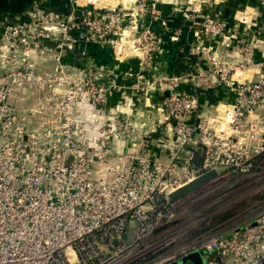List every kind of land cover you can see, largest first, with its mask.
<instances>
[{
	"label": "built area",
	"instance_id": "2783aa9c",
	"mask_svg": "<svg viewBox=\"0 0 264 264\" xmlns=\"http://www.w3.org/2000/svg\"><path fill=\"white\" fill-rule=\"evenodd\" d=\"M134 9L157 18L153 1L137 0ZM34 11L19 25L0 20V264H167L194 249L203 252L205 264H264V208L251 222L209 231L191 248L148 262L156 250L149 237L177 218L186 195L218 177L264 174V61L257 78L237 80L231 77L234 70L229 73L209 57L215 80L233 100L196 113L197 98L174 90L178 77H158L169 90L161 111L176 145L164 164L153 157L147 138L137 140L127 118L105 109L110 90L100 74L60 62L81 39L115 46L124 9L68 17L35 4ZM248 18L242 14L239 20ZM224 27L221 20L200 23L210 37ZM42 39L54 42L53 73H36L30 60L31 46ZM157 43L142 22L129 47L149 63ZM249 56L245 50L239 70ZM17 92L31 93V103L19 107ZM83 101L95 109V135L81 118ZM114 138L127 140L128 148L113 152ZM196 149L203 160L191 167ZM212 168L217 175L178 199L169 198Z\"/></svg>",
	"mask_w": 264,
	"mask_h": 264
},
{
	"label": "crops",
	"instance_id": "0c3cea01",
	"mask_svg": "<svg viewBox=\"0 0 264 264\" xmlns=\"http://www.w3.org/2000/svg\"><path fill=\"white\" fill-rule=\"evenodd\" d=\"M36 1L39 6L65 16L80 15L85 7L105 11L119 6L118 1H113L115 5L104 3L106 6L96 9L94 1L85 6L80 0H0V20L9 25L30 21ZM148 1L154 3L156 19L151 17L150 11L139 12L133 3L126 5L129 2L125 1L127 3L120 5L125 15L115 46L110 43L96 45L88 39H81L73 51L61 55L60 62L71 70L89 68L100 74L101 84L110 90L105 109H110L112 115L127 118L134 126L137 140L147 138L153 157L166 164L176 145L161 111V100L169 90L163 82L157 81L158 77H178L174 90L197 98L198 108L194 113L212 110L219 103L232 101L233 94L215 80L209 57L214 58L216 66L230 70L229 73L234 70L235 73L231 74L233 79L258 77L264 61V0ZM242 14L249 16L247 23L239 20ZM204 19L224 21L223 32L214 37L202 33L200 23ZM142 22L148 24L158 38L149 63L141 51L129 47ZM3 41L0 32V45ZM245 50H250V60L244 69L239 70L237 64L244 60ZM56 53L51 39L38 40L33 44L29 56L36 73H53ZM31 100V93L15 94V103L19 107L31 103ZM80 110L89 134L95 135L98 124L95 109L83 101ZM145 135L148 136L144 138ZM112 142V151L118 153L124 152L129 145L121 138H114ZM202 160V152L196 151L190 166L198 167ZM253 215L237 223L228 221L225 231L251 222Z\"/></svg>",
	"mask_w": 264,
	"mask_h": 264
},
{
	"label": "rangeland",
	"instance_id": "374dc122",
	"mask_svg": "<svg viewBox=\"0 0 264 264\" xmlns=\"http://www.w3.org/2000/svg\"><path fill=\"white\" fill-rule=\"evenodd\" d=\"M80 1L85 6L94 1L96 9L106 4L115 5L116 1L119 3L117 7L122 3L129 2L126 5L130 3L135 5L137 2V0ZM88 10L95 11L93 8L85 7L82 12ZM70 16L73 15L68 17ZM250 178L240 175L218 177L213 182L192 191L189 196L186 195L180 204L177 218L159 226L156 234L149 237L148 245L155 246L156 250L148 257L150 260L148 262H156L171 254L177 255L182 249L191 248L209 231L214 229L213 231L224 232L228 221L231 220L230 224L244 221L251 214L264 208V174L255 179Z\"/></svg>",
	"mask_w": 264,
	"mask_h": 264
},
{
	"label": "water",
	"instance_id": "95a60500",
	"mask_svg": "<svg viewBox=\"0 0 264 264\" xmlns=\"http://www.w3.org/2000/svg\"><path fill=\"white\" fill-rule=\"evenodd\" d=\"M217 175L216 169H209L207 171H204L191 180L183 183L180 187L175 189L173 192L169 194V198L172 200L178 199L185 194L189 193L190 191L196 189L197 187L201 186L203 183H205L207 180L211 179ZM206 258L201 250L194 249L190 252L186 253L179 259L175 261H171L167 264H205Z\"/></svg>",
	"mask_w": 264,
	"mask_h": 264
},
{
	"label": "trees",
	"instance_id": "16d2710c",
	"mask_svg": "<svg viewBox=\"0 0 264 264\" xmlns=\"http://www.w3.org/2000/svg\"><path fill=\"white\" fill-rule=\"evenodd\" d=\"M196 151H200V149H196L195 152H196ZM209 257H210V258L213 257L214 260H215L217 263H219V261H220V258H219V256H217V255H212V254H211Z\"/></svg>",
	"mask_w": 264,
	"mask_h": 264
}]
</instances>
